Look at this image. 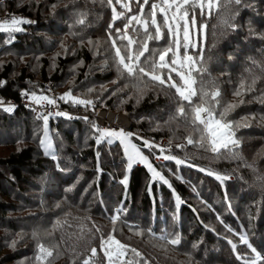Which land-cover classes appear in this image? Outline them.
Wrapping results in <instances>:
<instances>
[{"label": "trees", "instance_id": "16d2710c", "mask_svg": "<svg viewBox=\"0 0 264 264\" xmlns=\"http://www.w3.org/2000/svg\"><path fill=\"white\" fill-rule=\"evenodd\" d=\"M117 10H121L118 5ZM79 11L89 12L86 27H73ZM137 12L133 4V13ZM231 15L235 18L229 23L236 25L235 30L221 22ZM6 16L34 23L22 25L23 32H0V81L5 82L0 99L16 104L11 113L0 109V264H36L38 243L59 246L60 255L51 264H73V246L81 257L87 254L86 247H96L103 260L100 238L109 233L137 249L149 264H242L228 243L231 240L238 252L251 257V249L240 243V234H246L264 254V0H241L240 5L210 18L198 15L199 22L208 25L204 78L221 90L222 104L237 105L228 119L249 125L237 131L243 161L215 159L191 145L175 147L186 143L182 139L186 132L175 122L168 123L174 111L169 97L149 87L140 99L135 88H124L126 81L118 78L115 67L104 66L106 55H94L87 41L106 40L110 8L91 0L74 4L71 0H0V20ZM123 23L117 21L120 27ZM164 44V40L159 45L150 42V46ZM253 76L260 77L255 90L236 97L241 80L250 83ZM69 90L75 97L91 99L94 107L59 99ZM22 92L56 98L60 110L69 115L89 114L87 121L49 117L57 160L41 149L43 120L22 105ZM101 109L125 115L127 132L157 145L165 141L166 146L160 145L165 148L171 141V154L187 157V164L180 166L171 160L157 161L159 149L150 152L133 136L171 187L152 181L141 165L128 173L118 141L96 144L99 133L93 124L99 127L94 118ZM200 168L231 178L221 182ZM125 175L127 187L120 183ZM177 196L182 201L179 208ZM117 208L123 212L114 226L111 217ZM93 225L101 231L97 233ZM81 227L86 239L78 241ZM93 233L89 241L87 236ZM162 235H179L181 243L167 244L159 239Z\"/></svg>", "mask_w": 264, "mask_h": 264}, {"label": "snow or ice", "instance_id": "6c2138e0", "mask_svg": "<svg viewBox=\"0 0 264 264\" xmlns=\"http://www.w3.org/2000/svg\"><path fill=\"white\" fill-rule=\"evenodd\" d=\"M76 2L77 0H71L73 4ZM91 2L93 4L100 3L102 6L110 8L111 21L107 27L106 40L102 42L89 39L87 41L89 47L94 50V55H106L104 66L107 67L110 64L115 67L118 78L126 81L124 88H135L140 94V99L143 98L149 87L169 97L174 105V111H170L168 123L175 122L177 127H182L186 132V135L182 138L186 143L178 144L175 147L183 149L191 145L204 152H210L215 159L243 161L244 158L238 151L241 147V140L237 137V131L240 127H248L249 125L228 119L229 114L237 105L233 103L222 104L221 90L214 82L205 80V74L208 72L205 47L203 43L194 40L196 35L202 38L206 37L208 28L206 22L198 25V15L200 18H210L220 13L222 9H230L233 4L240 5L241 0H152L151 3L150 0H91ZM133 4L138 8L137 13H133ZM117 5L121 10H117ZM146 5H150V9L147 11ZM55 8L56 5H53V10ZM197 10H199L198 13ZM130 13L132 14L129 15ZM76 16L77 19L73 27H86L89 12L79 11ZM234 18V15L227 18L222 17L221 22L228 24L229 27L235 30L236 25L229 23V20ZM117 21H124L123 27L118 26ZM29 23H34V21L16 17L11 18L10 21L6 19L0 22V32H23L22 25ZM71 34L76 35L77 33L72 32ZM162 40L165 41L164 45L150 46V42L159 45ZM81 43L83 44V41ZM65 51H67L66 48ZM259 79L260 77L253 76L250 83L242 79L234 95L242 97L246 93L254 91ZM4 83L0 81V86ZM112 83L117 84L118 81L114 80ZM105 90L107 91V89ZM91 91L93 90L89 89V92ZM21 95L27 97L31 103L36 105L56 106V98H50L47 95H37L35 92H22ZM59 99L64 100L66 103L71 102L73 105L94 107L91 99L75 97L72 95L71 90L64 93ZM2 103L0 101V104ZM240 103H244V101L241 99ZM3 110L11 113L14 106H6ZM51 115L53 113L48 112L37 116V119L43 120L44 125L39 144L46 156L57 160L58 157L53 148L48 129ZM54 115L65 116L68 119L72 118L61 111L55 112ZM84 119L87 121L88 118L84 117ZM93 129L99 133L96 138L97 145L104 142L112 145L115 141H119L127 158L128 170H131L135 163H143L152 173L154 180L163 181L169 187L171 185L168 180L149 163L148 157L143 154L142 148L132 142L133 136L135 135L137 140H142L143 148H147L150 152L154 148H158L160 156H157V159L174 161L177 166L187 164V157L180 159L171 154V141H169V148H165L155 144L154 141L144 139L123 129H101L95 124H93ZM166 152L169 154H165ZM99 155V152H97L98 164ZM187 166L192 167L193 165L188 164ZM246 166L252 167V165ZM57 167H60L59 163H57ZM199 170L207 171L208 175L215 174L212 170L204 168ZM215 175L216 179L221 182L231 178L228 175ZM127 182L128 177L125 175L120 183L127 187ZM68 191H71V189H68ZM149 191H151V186ZM176 200L177 208H179L182 201L179 196L176 197ZM122 212V208H117L116 214L111 217L114 226L120 220ZM60 226L62 225L58 222V227ZM92 227L95 228L97 233L101 231L96 225ZM228 231L233 232L231 228H228ZM80 233L77 240H85L86 234L83 227H81ZM136 234L142 235L143 233L137 231ZM233 234L236 233L233 232ZM33 235L34 238H37V234L34 233ZM94 236L93 233L87 236V239L90 241ZM159 239L173 246H178L181 243L179 235L171 237L162 235ZM239 240L241 244L251 249L253 255L249 257L238 252L237 245L229 240L228 243L236 254L237 260L242 261V264H264V254H261L249 243L246 234H240ZM15 244L16 241H13L12 246L15 247ZM100 251L103 253V260L98 257L96 247H91L90 250L86 247L85 253L87 254L81 257L76 247L73 246L72 252L75 258L73 264H77V261L79 264H141V261H143V264H149L137 249L130 248L111 233L106 238L101 236ZM59 255L58 245L46 246L43 243H38L35 257L36 264H51V259Z\"/></svg>", "mask_w": 264, "mask_h": 264}, {"label": "built area", "instance_id": "2783aa9c", "mask_svg": "<svg viewBox=\"0 0 264 264\" xmlns=\"http://www.w3.org/2000/svg\"><path fill=\"white\" fill-rule=\"evenodd\" d=\"M46 89H47L48 91H50V90H51V86H50V85H47V86H46ZM0 101L3 102L2 104H0V109H3L4 107L9 106V105L14 106V108H15V106H16L15 102H13V101H9V100H6V99H0ZM22 105H23L25 108L30 109L35 115H39V114H41V113H48V112H51V113H53V115H54L55 112H57V111H61L57 101H56V106H54V107H53V106H49V105H47V104H44V105L40 106V105H36V104H34V103H31V102L27 99V97H25V98L23 99V101H22ZM53 115H51V116H53ZM110 115H112L110 112H108V111H106V110H101V111H100L99 113H97V115L95 116L94 119H95L97 125H98L101 129H108L109 126H114V125H113L114 117H113V119H110ZM113 116H114V115H113ZM79 117H80V118H84V117L89 118V115H85V116H84V114H82V115H80ZM84 120H85V119H84ZM117 120L119 121V122H118V121L116 122V123H118V125H120V124H123V126L126 125L124 119L122 120V118H121L120 116L117 118ZM160 145H161V146H166L167 144H166V142L164 141V142H162Z\"/></svg>", "mask_w": 264, "mask_h": 264}, {"label": "rangeland", "instance_id": "374dc122", "mask_svg": "<svg viewBox=\"0 0 264 264\" xmlns=\"http://www.w3.org/2000/svg\"><path fill=\"white\" fill-rule=\"evenodd\" d=\"M11 18H12V17L6 16V17L4 18V20H6V19H7V20H11ZM158 18H159V17H158ZM1 21H3V20H0V22H1ZM201 23H203V22H199V18H198V25L201 24ZM194 40H196L198 43H203V41H204V37L202 38V37H200L199 35H196V36H194ZM68 103H69V102H68ZM58 105H59V103H58ZM59 107H60V106H59ZM101 110H106V109H101ZM101 110H100V111H101ZM100 111H99V112H100ZM106 111H107V110H106ZM61 112H63V111L61 110ZM99 112H98V113H99ZM65 113H66V112H65ZM110 113H112V112H110ZM82 114H84V116H85V115H89V114L82 113V112H77V113H75L74 115H69V114H68V115L71 116V117H72V116H74V117H79V116L82 115ZM112 114H114V113H112ZM122 115H123V114H114V116H113V115H110V118H111V117H112V118L114 117V121H113V125H114V126H109L108 129H117V130H118V129H123L124 131L127 132V131H128V128H129L127 124L123 126V124L118 125V123H116V122L118 121L117 118H118L119 116L122 118V120L124 119V118L122 117ZM79 118H80V117H79ZM82 119H84V118H82ZM124 121H125V120H124ZM118 122H119V121H118ZM125 123H126V122H125ZM117 141H118V140H117ZM118 142H119V141H118ZM132 142H133V141H132ZM133 143H134V142H133ZM161 143H162V142H161ZM52 144H53V143H52ZM159 146H160V145H159ZM53 148H54V147H53ZM121 148H122V151H123V147H122V146H121ZM123 153H124V151H123ZM143 154H144L145 156L148 157V161H149V163H151V160H150L149 155H148L147 153H145L144 151H143ZM124 156H125V155H124ZM159 156H160V154H159ZM156 157H157V156H156ZM125 159H126V162H127V158H126V157H125ZM156 160H157V161H161V162H164V161H165V160H163L162 158H161V159H157V158H156ZM151 164H152V163H151ZM135 165H141V166H144V167L148 170V172L150 173V176H151V180H152V181L163 182V181H160V180H154V179H153V176H152V173L149 171L148 167H147L145 164H143V163H139V162H138V163H135L133 166H135ZM133 166H132V167H133ZM126 169H127V172L129 173L130 170H128V168H126ZM156 171H157V170H156ZM157 172H158V171H157ZM160 174H161V173H160ZM213 176H214V175H213ZM214 177L216 178V176H214Z\"/></svg>", "mask_w": 264, "mask_h": 264}, {"label": "water", "instance_id": "95a60500", "mask_svg": "<svg viewBox=\"0 0 264 264\" xmlns=\"http://www.w3.org/2000/svg\"><path fill=\"white\" fill-rule=\"evenodd\" d=\"M112 114V113H111ZM112 115H114V114H112ZM122 117L124 118V120H125V122H126V124L128 125V127H129V122H128V119H127V117L125 116V115H122Z\"/></svg>", "mask_w": 264, "mask_h": 264}, {"label": "bare ground", "instance_id": "6f19581e", "mask_svg": "<svg viewBox=\"0 0 264 264\" xmlns=\"http://www.w3.org/2000/svg\"><path fill=\"white\" fill-rule=\"evenodd\" d=\"M110 119H113L112 117Z\"/></svg>", "mask_w": 264, "mask_h": 264}]
</instances>
